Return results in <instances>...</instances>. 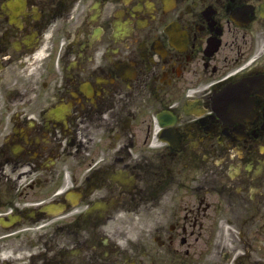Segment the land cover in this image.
Masks as SVG:
<instances>
[{
    "label": "flooded vegetation",
    "instance_id": "flooded-vegetation-1",
    "mask_svg": "<svg viewBox=\"0 0 264 264\" xmlns=\"http://www.w3.org/2000/svg\"><path fill=\"white\" fill-rule=\"evenodd\" d=\"M0 264H264V0H0Z\"/></svg>",
    "mask_w": 264,
    "mask_h": 264
}]
</instances>
